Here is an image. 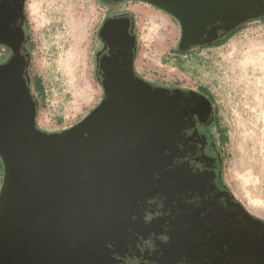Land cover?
Returning <instances> with one entry per match:
<instances>
[{"label":"water","instance_id":"95a60500","mask_svg":"<svg viewBox=\"0 0 264 264\" xmlns=\"http://www.w3.org/2000/svg\"><path fill=\"white\" fill-rule=\"evenodd\" d=\"M140 1L178 21L179 50L210 44L247 18L264 15V0ZM127 34L112 19L100 27L98 35L109 45L96 65L103 98L60 131L36 121L29 52L24 58L14 47V55L0 63V264H89L106 203L163 171L166 151L181 140L183 117L211 109L200 93L183 96L138 76ZM225 192L249 220L236 230L226 264H264V221L226 185Z\"/></svg>","mask_w":264,"mask_h":264},{"label":"rangeland","instance_id":"374dc122","mask_svg":"<svg viewBox=\"0 0 264 264\" xmlns=\"http://www.w3.org/2000/svg\"><path fill=\"white\" fill-rule=\"evenodd\" d=\"M123 6L136 18V71L161 84L208 91L217 118L215 135L222 151L224 180L251 214L264 219V161L255 166L242 151L247 125L261 134L264 153V67L257 59L246 58L255 44L264 51V17L246 22L219 45L179 50L181 28L174 17L146 2L128 1ZM104 10L98 0H28V72L41 85V92L31 91L38 99L40 127L49 131L70 127L103 98V88L94 76V51L99 46L97 32ZM153 21L164 25L167 32L159 47L151 43L156 38ZM240 62L247 71L248 86L236 77ZM233 63L236 68L231 73ZM251 140L246 142L251 144ZM2 178L0 164V188Z\"/></svg>","mask_w":264,"mask_h":264},{"label":"flooded vegetation","instance_id":"af4514ba","mask_svg":"<svg viewBox=\"0 0 264 264\" xmlns=\"http://www.w3.org/2000/svg\"><path fill=\"white\" fill-rule=\"evenodd\" d=\"M98 1L105 7L99 29L108 19L127 27V35L134 42L133 68L138 76L154 86L178 89L183 96L191 97L190 91H195L210 100L201 89L161 84L136 71V18L123 5L140 0ZM27 4L28 0H0V63L14 55V47L27 58ZM260 17L264 15L247 18L238 25ZM221 33L217 31L218 36ZM97 39L94 76L100 83L102 76L96 65L108 53L109 45L98 32ZM215 115L211 102L208 114L198 111L184 116L181 140L175 149L166 151L165 169L144 184L127 189L121 198L106 203L98 235L91 242L89 264H226L224 254L233 245L236 230L246 228L249 220L225 192ZM259 229L264 231V226Z\"/></svg>","mask_w":264,"mask_h":264},{"label":"bare ground","instance_id":"6f19581e","mask_svg":"<svg viewBox=\"0 0 264 264\" xmlns=\"http://www.w3.org/2000/svg\"><path fill=\"white\" fill-rule=\"evenodd\" d=\"M79 20V19H78ZM85 21V20H84ZM77 23V22H76ZM81 23V22H80ZM74 24V23H73ZM154 26H157V27H154V31H155V36L156 38H154V40L151 41V43H153V45L155 47H159L161 45H163V40L164 38L166 37L167 35V32H166V29L164 28V25L162 24H158V22L156 21H153L152 23ZM80 27V26H78ZM74 30V29H73ZM153 38V37H152ZM258 44H255L248 52L247 55V59L249 60H258V64H262V67H264V51H261L260 48H258L259 46H256ZM79 47V46H78ZM242 53V52H241ZM234 64V63H233ZM231 65V68L230 69V72L231 73H234L235 72V68H236V65ZM240 67H239V73L236 74V77L238 79H241L242 82L244 83V78L247 76L246 74V70L244 69V63L240 62ZM229 78H231V75L228 76ZM259 79H257L258 81ZM246 86H248V82L245 81L244 83ZM259 91H256L255 95L257 96L259 93ZM264 113V110L262 111ZM262 115V114H261ZM264 115V114H263ZM255 117V116H254ZM246 118V117H245ZM264 119V118H263ZM246 120H248V118H246ZM259 120V119H258ZM260 120H262V118H260ZM258 122V121H257ZM250 123V122H249ZM261 123V121H260ZM254 125V124H253ZM257 125V123L255 124ZM245 126V132L243 134V138L246 139L247 137H251L254 141L251 140V144H252V148H251V144H248L246 142V140H244L245 144L242 146V151L243 153H245V155H248L250 157V159L254 162V165L255 166H258L259 163L262 164V161H264L263 157H264V153L262 151V141H261V138H260V135L257 131H255L254 129H252L251 127L247 126V125H244ZM256 127V126H255ZM264 127V126H263ZM262 128V126L260 127ZM260 131V130H259ZM261 133V131H260ZM264 134V132H263ZM250 140V139H249ZM263 167H261V170H262ZM262 172V171H261Z\"/></svg>","mask_w":264,"mask_h":264},{"label":"trees","instance_id":"16d2710c","mask_svg":"<svg viewBox=\"0 0 264 264\" xmlns=\"http://www.w3.org/2000/svg\"><path fill=\"white\" fill-rule=\"evenodd\" d=\"M248 21H250V20H248ZM248 21H246V22H248ZM246 22L241 23L240 25H238L237 27H235L233 30H231L228 34L224 35L223 37L219 38L218 40H216V41H214V42H212L210 44H205V45H200V46H214V45H219V44L223 43L224 41H226L227 39H229L232 35H234L235 32H237L239 29H241L242 26ZM30 46H31V42L29 43V51H30ZM178 52L184 53L185 51H178ZM29 68H30V66H29ZM29 75L31 77V84H30L31 91H32L33 88L34 89L37 88L39 90V92H41V85H40V83L38 81H35V78H34L33 75H31V73H29ZM200 89L203 90V91H205V93H207L210 96V100L209 101H211L212 103H214L213 102V99H212L211 95L208 93V91L206 89H204V88H200ZM34 98H36V97H34ZM0 164H1V167L3 168V164H2L1 159H0Z\"/></svg>","mask_w":264,"mask_h":264}]
</instances>
